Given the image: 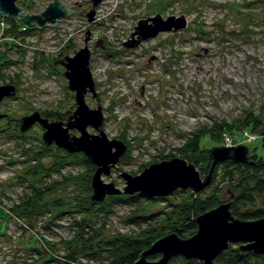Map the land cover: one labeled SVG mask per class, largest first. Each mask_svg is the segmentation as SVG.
Listing matches in <instances>:
<instances>
[{
  "label": "rangeland",
  "instance_id": "obj_1",
  "mask_svg": "<svg viewBox=\"0 0 264 264\" xmlns=\"http://www.w3.org/2000/svg\"><path fill=\"white\" fill-rule=\"evenodd\" d=\"M51 1L29 0L33 3L31 13L43 10ZM60 1L71 6V13L61 18L57 27L32 29L19 37L5 33L15 41L7 39L0 44V56L8 60L0 70V84L11 80L9 84L17 88L16 96L0 102V112L6 115L0 118V205L11 212L10 207L36 187L55 186L43 197L45 211L31 215L30 230L25 227L26 216L12 211L9 217L1 208L0 232L5 235L0 236V264H61L67 242L78 228L75 220L90 218L92 228H100L104 221L101 235L112 239L145 227L147 223L141 215H153L151 222L168 216L175 210L170 204H178L183 198V193L171 194L138 212L134 210L136 204L123 203H115L111 212H96L97 217L95 213L77 212L75 203L88 195L82 183L87 164L80 161L59 169L53 167L57 153L54 143L40 159V173L33 177L26 174L29 165L37 164L34 155L48 145L43 142L44 128L40 124L20 133L19 119L38 111L52 121L50 114L75 109L64 68L59 64L54 67L52 62L65 55L73 56L85 43L91 52L89 67L101 106L102 130L108 139L121 140L126 145L127 157L119 159L108 175L102 174L103 182H113L122 189V171L138 174L151 162L164 160V156L192 163L178 149L187 138L211 129L216 122L239 132L252 121L258 124L249 136L235 131L222 134L221 144L208 145L209 149L242 144L249 155L250 149L258 145V153L264 156V147L256 138L264 128V0H103L92 22L86 17L91 1ZM155 15L163 19L183 16L186 26L160 32L136 47L126 48L123 43L131 39L137 22ZM6 22L7 31L10 27ZM86 29L90 32L87 42ZM5 42L14 45L7 46ZM96 97L92 98L91 92L85 94L89 108L97 107ZM14 130L21 136H11ZM87 132L98 133L91 126H87ZM69 133L80 135L76 129ZM79 172L81 182H69V177ZM221 188L218 199L227 202V193H223L226 185L221 184ZM212 190L210 186L202 195ZM53 202H59V209L51 205ZM92 228L89 230L94 231ZM33 235L37 238L33 245L39 244L43 250L50 249L46 241L50 242L53 259L44 261L42 249L24 248L30 247ZM38 257L41 261H37ZM86 260L80 258L82 263Z\"/></svg>",
  "mask_w": 264,
  "mask_h": 264
},
{
  "label": "water",
  "instance_id": "obj_2",
  "mask_svg": "<svg viewBox=\"0 0 264 264\" xmlns=\"http://www.w3.org/2000/svg\"><path fill=\"white\" fill-rule=\"evenodd\" d=\"M18 0H0V15L10 18H19L24 22H33L36 29L46 26L54 27L57 20L70 15L68 4L60 0H52L47 6L37 12H24L17 4ZM91 1V8L86 13L89 22H92L95 9L102 0ZM81 14V12H79ZM151 21V24L148 23ZM186 26L183 16L174 15L163 19L155 15L141 19L134 26L131 39L124 42L126 48L136 47L143 40L155 37L163 31H177ZM88 40L90 33L86 29ZM135 36H137L135 38ZM90 50L87 44L77 50L73 56L65 55L52 62V65H61L63 75L67 79V86L74 93L75 109L66 121L52 120L40 115L38 111L19 119V132L24 133L33 124L38 123L44 128L43 142L47 145L54 143L68 153L81 152L96 166L90 185L92 188L91 200L101 202L106 195L141 193L147 197L168 196L176 189H191L194 192L202 190L212 181V171L216 164L232 159L237 162L248 160V148L239 144L236 146H219L209 149L212 163L209 172L201 177L200 172L192 163L185 159L174 157L151 163L138 174L122 171L120 176L125 185L122 189L113 182H103L102 174L108 175L112 167L119 161L126 151V145L117 139H108L102 130L103 116L101 106L95 93V85L89 67ZM92 93L97 98V107L89 108L85 103V94ZM16 94L13 84L0 85V101L5 97ZM6 117L0 112V118ZM87 126H91L98 133L90 134ZM70 129H76L80 135H71ZM112 148L115 150L112 151ZM197 231L190 237L181 238L175 232L155 240L145 250L135 264H166L172 256L180 255L184 258L198 259L201 264H215L216 257L229 243H239L243 250H250L256 254H264V218L257 220H241L230 212V203L223 202L216 207L200 214L195 218ZM160 254V259L150 261L146 256Z\"/></svg>",
  "mask_w": 264,
  "mask_h": 264
},
{
  "label": "trees",
  "instance_id": "obj_3",
  "mask_svg": "<svg viewBox=\"0 0 264 264\" xmlns=\"http://www.w3.org/2000/svg\"><path fill=\"white\" fill-rule=\"evenodd\" d=\"M20 7L25 12H32V2L29 0H21L19 3ZM9 23V29L6 33H10L13 37H19L20 35L26 34L32 29H36L34 23L24 22L21 19L5 17ZM19 27H24L21 30ZM8 45H14L11 42H5ZM9 48V47H8ZM8 63L3 56H0V70ZM8 80L4 84L11 83ZM3 85V84H0ZM73 106V105H72ZM71 111V110H70ZM70 111L61 114L55 112L53 115L50 114L52 120H62L68 118ZM256 121H252L246 125L243 131L232 128L227 124L214 123L211 129L205 130L201 134H196L192 137L187 138L186 142L178 149V153L181 156H185L188 162H192L196 167L200 169V173L204 176L209 172L212 159L209 156V147L216 144H221L222 134L231 135L233 131L240 133L246 132L248 136L254 132L257 128ZM17 125V124H16ZM17 129V128H16ZM15 129V130H16ZM10 134L11 136H21L15 133ZM19 131V125L18 129ZM0 131H2L0 129ZM256 138L260 140V146L264 147V128H261ZM24 135V134H23ZM262 140V141H261ZM48 145L44 147L42 152H38L35 157L36 163L32 167L26 169V174L33 177L41 171V157L49 151ZM259 146H253V149L249 151L248 160L246 162H237L232 159H226L223 162L216 164L212 171V181L209 185L204 187L198 192H194L190 189H176L171 194L183 193V198L178 204H170L175 210H172L168 216L162 215L163 218H154L153 222L150 218L153 215L144 216L141 218L147 223V225L141 228L139 231L130 234L116 235L114 238H104L101 235V230L105 229L104 221L101 227L92 228L90 218H84L81 221H76L74 224L78 227L75 231L73 238L68 241L66 247V253L62 256L64 259L61 264H90L88 261H96L97 264H135L140 258L141 254L147 250L150 245L161 238L162 236L175 232L181 238H187L193 235L197 231V224L195 218L200 214L216 207L222 201L218 199V194L221 188V184L226 185V191L222 190L223 193H227V200L230 203V212L235 218L241 220H257L264 218V156L258 153ZM57 153L54 154L53 167L59 169L63 165L72 163H79L84 161L87 164L86 178L82 183L85 184V190L88 195H85L75 203L77 212L91 215L96 212L102 211L103 213L111 212L115 203L123 204H136L134 210L137 212L139 209L146 208V206L153 201H163L167 199V196H156L147 197L141 193L134 194H117V195H106L101 202H94L91 200L92 188L90 185V179L96 166L91 160L86 157L83 153H68L61 148L55 146ZM77 154H81L83 157L77 158ZM33 157V156H32ZM127 154L125 153L120 160H125ZM169 159L170 156H164L161 159ZM161 161V160H160ZM71 163V164H72ZM153 163V162H151ZM148 165V163L146 164ZM143 167L140 168L141 171ZM218 179V180H217ZM81 182V173L71 175L69 182ZM210 186H213V190L209 195L203 196L202 194ZM55 186H46L45 188L36 187L30 191L27 195L21 197L17 203L10 207V211L17 213V215L23 214L28 219V224H25L27 229H32V223L30 222L31 215L41 214L47 207L44 203V195L48 192H52ZM170 194V195H171ZM145 203V204H144ZM52 206L59 209V202L51 203ZM62 205V204H61ZM1 206V205H0ZM64 206V205H63ZM2 206L0 207L1 210ZM5 212L11 217V212ZM133 210V211H134ZM152 219V218H151ZM90 228L94 231L89 230ZM5 232L1 233L0 236H4ZM37 238L33 235L29 238L30 247L24 246L25 249H33L36 251L41 250V245L37 244L34 246ZM41 239V238H40ZM48 249H52L49 241ZM239 243H229L228 248L223 250L214 260L215 264H264V254H256L250 250L241 249ZM43 250L44 256H41L44 261H49L51 258V250ZM160 254H152L146 256L147 260L156 261L160 259ZM81 257H86L87 260L82 263L80 262ZM39 257L37 258V261ZM36 261V262H37ZM41 261V260H39ZM166 264H201L198 259H186L183 256L176 255L172 256Z\"/></svg>",
  "mask_w": 264,
  "mask_h": 264
},
{
  "label": "built area",
  "instance_id": "obj_4",
  "mask_svg": "<svg viewBox=\"0 0 264 264\" xmlns=\"http://www.w3.org/2000/svg\"><path fill=\"white\" fill-rule=\"evenodd\" d=\"M103 1V0H102ZM71 13V12H70ZM95 14H96V11H95ZM6 16H3V15H0V44H1V42H3L4 40H7V39H9V40H11V41H15L14 40V38L13 37H11V38H7V36H6V27H8L7 25V22L5 21V18ZM94 18H95V15H94ZM61 19V18H60ZM60 19H58L57 20V23H56V25L54 26V27H52V28H55V27H57V25H58V23H59V20ZM21 30H24V27H19ZM7 34H10V33H7ZM8 37H10V36H8Z\"/></svg>",
  "mask_w": 264,
  "mask_h": 264
},
{
  "label": "flooded vegetation",
  "instance_id": "obj_5",
  "mask_svg": "<svg viewBox=\"0 0 264 264\" xmlns=\"http://www.w3.org/2000/svg\"><path fill=\"white\" fill-rule=\"evenodd\" d=\"M47 27V26H46ZM45 28V27H44ZM61 66V65H60ZM16 86V85H15ZM17 89V88H16ZM16 94H17V92H16ZM16 94H15V96H16ZM74 94V93H73ZM10 98V97H9ZM1 102V101H0ZM71 114V113H70ZM3 119V118H2ZM68 119V118H67ZM1 120V119H0ZM36 124V123H35Z\"/></svg>",
  "mask_w": 264,
  "mask_h": 264
}]
</instances>
